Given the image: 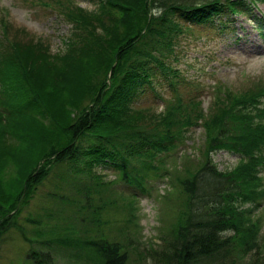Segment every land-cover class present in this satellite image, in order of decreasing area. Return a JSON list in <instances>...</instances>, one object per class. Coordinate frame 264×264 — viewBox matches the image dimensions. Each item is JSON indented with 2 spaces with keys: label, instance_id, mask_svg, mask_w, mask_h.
<instances>
[{
  "label": "trees",
  "instance_id": "obj_1",
  "mask_svg": "<svg viewBox=\"0 0 264 264\" xmlns=\"http://www.w3.org/2000/svg\"><path fill=\"white\" fill-rule=\"evenodd\" d=\"M97 1L96 10L62 4L74 28L65 51L36 39L11 41L0 53V247L23 206L52 180L51 200L99 233L60 242L93 250L100 264H132L135 201L152 193L153 178H165L171 189L162 196L175 207L160 229L161 263L264 264V82L241 92L217 83L208 109L178 92L160 112L133 107L160 75L178 84L169 61L189 29L181 20L200 24L243 11L264 37V17L252 0ZM194 126L204 128V141L195 153H179ZM218 151L238 158L221 169ZM108 165L129 194L112 198L118 181L105 179ZM52 232L39 236L51 242ZM28 258L52 264L34 249Z\"/></svg>",
  "mask_w": 264,
  "mask_h": 264
},
{
  "label": "rangeland",
  "instance_id": "obj_2",
  "mask_svg": "<svg viewBox=\"0 0 264 264\" xmlns=\"http://www.w3.org/2000/svg\"><path fill=\"white\" fill-rule=\"evenodd\" d=\"M72 2L87 10L99 8L97 0H0V53L8 50L7 45L11 41L27 42L38 37L50 44L53 53L65 51L74 28L66 17L62 4ZM258 7L264 14V0H258ZM254 19L256 18L250 15L229 12L216 15L210 21L200 24L181 20L189 29L178 38L175 53L177 59L169 62L179 70L180 76L173 79L178 82L175 87L183 97H199L203 102L202 106L208 109L213 102L214 86L217 83L241 92L253 88L257 82H264V37L256 30L258 20ZM3 26H7L8 36L2 32ZM167 78L160 75L155 80V90H148L140 95L133 106L162 111L167 101H171L176 94L170 84L171 77ZM185 136L179 153L182 150L183 153L190 154L193 150L195 153V146L204 141V128L191 127ZM214 158L219 167L225 169L233 165L238 156L227 151H218ZM165 160L172 163L168 158ZM103 171L106 180L118 181L112 185V198L121 193H130L131 189L118 179L116 168L108 165ZM16 174L17 169L13 163L11 175ZM153 180L152 193H140L134 204L137 226L132 223L135 229L131 235L136 244L129 251L132 264H163L160 262V229L166 225L165 220H171L168 217L175 207V201L169 202L162 196L163 192L171 189L165 178ZM56 190L53 181L48 180L39 188L30 203L23 206L17 222L3 237L0 264H33L28 258V253L33 249L49 254L52 264H100L93 250L80 246L69 248L60 242L61 237L70 239V236L78 238L80 235H87L90 229L93 236L99 233L91 228L90 222L81 221V217L67 215L70 213L69 208L52 201L49 192ZM258 212L262 214L264 225V203ZM105 217L111 218V222L116 220L120 226L125 223L123 215L119 213H108ZM50 230L53 231L51 242L48 241L49 238L45 240L39 236V233L47 235ZM114 232L118 233L117 230ZM251 254L255 255L257 251L252 249Z\"/></svg>",
  "mask_w": 264,
  "mask_h": 264
}]
</instances>
